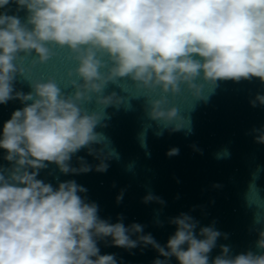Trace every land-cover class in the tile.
Listing matches in <instances>:
<instances>
[{"label":"clouds","instance_id":"9594fccd","mask_svg":"<svg viewBox=\"0 0 264 264\" xmlns=\"http://www.w3.org/2000/svg\"><path fill=\"white\" fill-rule=\"evenodd\" d=\"M11 3L26 11L24 20L8 14ZM0 9V104L18 99L24 105L0 133L11 164L0 167V264H118L115 254H100L98 242L108 238L129 250L151 246L158 253L152 264L172 258L176 264H264V214H254V224L262 225L258 252L231 256L221 245L210 259L218 238H227L214 225L197 232L199 222L181 213L169 220L176 230L161 245L139 223L101 219L74 180L54 188L37 178L49 163L63 174L91 171L83 157L79 167L71 165L81 150L100 161L96 171H106L105 161L116 154L96 129L106 127L109 107L142 98L148 119L161 128L157 135L191 133L178 101L207 102L205 88L213 91L219 81L264 83V0H0ZM54 59L66 65L62 72L37 75ZM18 79L30 91L17 90ZM250 103L264 105V95ZM253 131L264 144V129ZM178 153L173 148L168 155ZM260 200L253 182L246 201L259 209ZM152 201L164 204L144 197Z\"/></svg>","mask_w":264,"mask_h":264},{"label":"water","instance_id":"95a60500","mask_svg":"<svg viewBox=\"0 0 264 264\" xmlns=\"http://www.w3.org/2000/svg\"><path fill=\"white\" fill-rule=\"evenodd\" d=\"M206 87L207 102L190 97L177 107L191 121V133L163 130L148 119L144 100L140 102L143 201L152 194L164 204L144 202V232L161 245L174 234L171 218L186 213L199 227L213 226L222 235L210 253V259L230 247V255L258 252V229L254 214H264V144L255 142L254 129H264V105L250 103L264 95L259 79L219 81L213 91ZM178 148L177 155L168 152ZM227 153V155H225ZM255 177V179H254ZM255 183L262 200L260 208L249 206L246 193ZM159 220L161 224H157ZM146 248V263L152 264L158 253ZM162 259V257H161ZM171 264H176L172 258Z\"/></svg>","mask_w":264,"mask_h":264}]
</instances>
